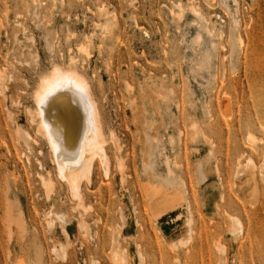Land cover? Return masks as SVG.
<instances>
[{
  "label": "rangeland",
  "instance_id": "1",
  "mask_svg": "<svg viewBox=\"0 0 264 264\" xmlns=\"http://www.w3.org/2000/svg\"><path fill=\"white\" fill-rule=\"evenodd\" d=\"M56 66L89 84L111 161L81 204L37 131ZM263 164L264 0H0V264H264Z\"/></svg>",
  "mask_w": 264,
  "mask_h": 264
},
{
  "label": "bare ground",
  "instance_id": "2",
  "mask_svg": "<svg viewBox=\"0 0 264 264\" xmlns=\"http://www.w3.org/2000/svg\"><path fill=\"white\" fill-rule=\"evenodd\" d=\"M232 33L234 34L235 31L232 30ZM81 50L86 51V48L82 47ZM81 87L83 91L80 90ZM34 97L37 107V131L49 144L59 178L67 183L73 197L81 204L82 191H80V185L81 183H91L97 161L100 163L103 173L106 176L110 175L111 161L106 150L107 140L101 123L98 103L93 97L89 84L82 75L75 69L64 70L57 66L53 68L48 76L41 78ZM42 98L43 102H41ZM224 105L225 109L229 110L228 101L224 100ZM192 128L195 135L193 136L196 137V125L193 124ZM248 139L255 141L256 137L249 133ZM255 166L252 159H249L247 168L250 173L256 169ZM143 168L145 172L151 170L147 164H144ZM260 168L262 169L264 181V164ZM44 184L46 187H52L53 182L44 180ZM174 184L179 185L180 183L174 182L172 185ZM148 185L144 188L147 189ZM251 186L252 196L255 198L258 188L254 179ZM144 191L147 192V190ZM148 192L150 193L148 194L149 201H151L158 219L169 211H175L172 203H170L172 207L168 206L170 194H167L158 186H150ZM176 201L178 202L179 199ZM233 220L235 225L241 229L240 220L237 218ZM122 256L120 255V258H118L120 259L119 263L126 264V260Z\"/></svg>",
  "mask_w": 264,
  "mask_h": 264
},
{
  "label": "snow or ice",
  "instance_id": "3",
  "mask_svg": "<svg viewBox=\"0 0 264 264\" xmlns=\"http://www.w3.org/2000/svg\"><path fill=\"white\" fill-rule=\"evenodd\" d=\"M80 90H81V91H83V88L81 87V89H80ZM41 102H43V98H42Z\"/></svg>",
  "mask_w": 264,
  "mask_h": 264
}]
</instances>
